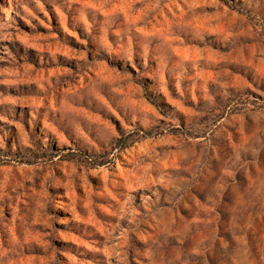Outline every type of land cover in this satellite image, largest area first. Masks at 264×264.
<instances>
[{"label":"rangeland","instance_id":"rangeland-1","mask_svg":"<svg viewBox=\"0 0 264 264\" xmlns=\"http://www.w3.org/2000/svg\"><path fill=\"white\" fill-rule=\"evenodd\" d=\"M0 264H264V0H0Z\"/></svg>","mask_w":264,"mask_h":264}]
</instances>
